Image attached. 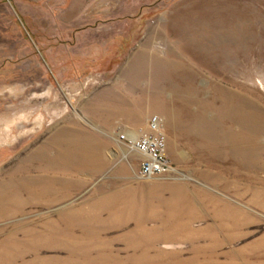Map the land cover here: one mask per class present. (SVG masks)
I'll use <instances>...</instances> for the list:
<instances>
[{"label": "rangeland", "instance_id": "obj_1", "mask_svg": "<svg viewBox=\"0 0 264 264\" xmlns=\"http://www.w3.org/2000/svg\"><path fill=\"white\" fill-rule=\"evenodd\" d=\"M205 1L0 0V264H264V0ZM123 25L165 84L105 132L128 56L91 42ZM152 115L172 172L138 180L114 134Z\"/></svg>", "mask_w": 264, "mask_h": 264}, {"label": "crops", "instance_id": "obj_2", "mask_svg": "<svg viewBox=\"0 0 264 264\" xmlns=\"http://www.w3.org/2000/svg\"><path fill=\"white\" fill-rule=\"evenodd\" d=\"M200 1L206 2L205 0H200ZM226 1L230 3L234 2V6H235V2L238 5L239 2H241L234 0H225L224 2ZM224 2L220 4V6H227L228 3L225 5ZM254 2L251 1V3ZM231 4L233 5V3ZM261 4H263V1H261ZM138 18H139L138 16H132V18L129 19L130 21L135 23L139 20ZM124 28L125 26L123 25L122 29H119L112 34H109V31L106 30L102 31L100 33L101 35H95V37L96 38L99 37L100 40L91 42L94 44L93 48L95 50L97 49V46L101 47V51L96 50L94 52L96 56L100 55V56H106L108 58V55L110 53L109 51L110 47L115 48V52L124 55L126 54V56H128L124 64L125 68L127 69L125 73V77L117 79L112 86L108 87V89L103 91L104 93L103 92L101 93L102 95H98L97 96L98 98L94 97L92 101L94 103L92 106V111L95 114V116L98 115L97 117H101V114L103 115L101 118L97 120V122L94 123L99 125V127L102 128V131L105 132H107L111 127L110 124L111 117H115V116L125 117V115H127L128 120L127 122L125 121L123 125L131 127L132 129L136 127L138 128V126H140L143 123L141 122L140 119L144 117L143 115L140 116V113L138 112L140 108V102L156 101L158 98L155 95H152L151 97L148 91L147 93H145V97H141L142 88L148 87L151 84H154L155 86L156 84H160V85L165 84L163 82L151 83L149 79L151 78L152 75L150 73V71H152L151 68L156 67V69H160V68L163 69L167 62L163 60L157 61L158 59H156V57H154L152 61L151 57L150 58L148 57L151 55L150 54L151 52L147 50V46L142 45L140 47L141 39L144 38L143 35L141 34V31L135 28L132 30H127ZM148 32L150 33L149 30L147 32L144 31V34H147ZM87 44L90 43H83V45H87ZM166 51H167V47L166 49L162 50V53L163 52L166 53ZM135 54H137L136 55L137 58L142 56L146 57L144 62L141 63L139 61V64L135 66L133 61L136 58ZM147 54L149 55L147 56ZM93 61H95V59H93ZM152 63H153V67H152ZM133 119H138V123L136 124L134 121H130ZM90 142H91L92 151L95 153L97 151L98 156L100 154V151L103 148H106L110 143L108 139H98V137L96 136L90 137Z\"/></svg>", "mask_w": 264, "mask_h": 264}, {"label": "built area", "instance_id": "obj_3", "mask_svg": "<svg viewBox=\"0 0 264 264\" xmlns=\"http://www.w3.org/2000/svg\"><path fill=\"white\" fill-rule=\"evenodd\" d=\"M163 128V119L152 115L136 133L122 129L114 134L116 146L126 153L124 158L133 156L137 159L135 177L138 180L165 177L172 172Z\"/></svg>", "mask_w": 264, "mask_h": 264}, {"label": "bare ground", "instance_id": "obj_4", "mask_svg": "<svg viewBox=\"0 0 264 264\" xmlns=\"http://www.w3.org/2000/svg\"><path fill=\"white\" fill-rule=\"evenodd\" d=\"M253 127V126H252ZM26 187V186H25ZM31 187V186H30ZM35 193V192H34Z\"/></svg>", "mask_w": 264, "mask_h": 264}]
</instances>
